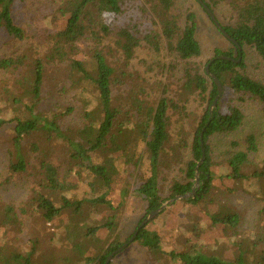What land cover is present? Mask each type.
Returning a JSON list of instances; mask_svg holds the SVG:
<instances>
[{"label":"trees","instance_id":"16d2710c","mask_svg":"<svg viewBox=\"0 0 264 264\" xmlns=\"http://www.w3.org/2000/svg\"><path fill=\"white\" fill-rule=\"evenodd\" d=\"M16 1L0 0V31L15 40H23L26 31L17 23L13 14ZM138 1H144L139 14L129 10L131 6L140 8ZM176 1L66 0L64 26L50 35V47L43 58L0 57L2 70L10 71L27 66L21 80L23 92L17 93L7 85L2 88L3 97L0 98V131L6 124L15 123L12 138L16 153L15 161L11 163L12 170L25 172L28 169L29 156L23 149L22 141L27 136L43 132L49 141H66L71 160L66 174L77 165L89 173L90 193L82 200H71L65 195L63 206H57L43 191L38 192L34 197V204L42 218L53 222L66 209L73 211L74 218L82 217L81 210L85 204L110 211L101 223L71 220L66 225L63 236L68 239L74 264H106L108 256L123 245L118 236V216L126 201V190L122 194L123 200L115 206L109 197L114 175L117 173L115 159L113 157L104 162H95L96 157H102L108 144L112 151H117L121 146L128 149L136 144H143L145 149L141 154L144 153L149 161L150 175L137 191L146 200L147 215L160 208L164 202L159 176L162 167L170 163L167 153L172 142L170 111L183 115H187V112L185 105L168 95L166 86L161 88L157 101L142 98L136 93L127 97L113 95V89L118 88L129 77L128 66L135 57L137 48L141 46L147 45L158 52L165 45L177 59L186 62L188 66L185 68L184 90L189 93L197 91L203 102L207 103L191 144L192 158L186 161L185 180L172 183L170 199L191 193L195 188L193 184L197 177V166L203 156L201 132L204 129L206 158L199 167L201 186L196 189L194 196L183 199L190 203L205 204L217 201L213 194L214 160L209 140L215 134L237 131L243 123L244 113L231 102L219 101L211 115L210 108L218 94L217 85L206 72V68L200 72L197 65H190L193 59H198L203 54L197 38L196 15L194 12L183 13L178 10ZM204 1L213 11L212 3ZM230 6L235 20L223 27L238 44L227 38L233 45L232 50L216 49L213 58L227 55L235 60L216 59L211 63L210 71L219 77L223 86L230 88L233 96L250 95L264 102V80L247 72V53L243 52V49H247L256 53L264 67V0H230ZM114 35L117 37V49L121 52L118 62L109 58L115 52L113 48L106 51L105 47V40ZM85 42L89 43L90 50L82 46ZM239 58L240 62L237 61ZM65 62H69L68 78L74 87L79 88L78 93H90L94 102V108L85 112L87 123L70 134L60 129L56 118L47 117L36 110L41 100L47 64ZM245 143V149L228 159L227 175L236 182L256 178L264 187V169L254 170L250 174L245 172L251 156L259 150L257 139L251 134L247 136ZM31 149L38 150V146L33 145ZM48 154L39 157L44 188L67 191L65 181L60 179L59 168L47 159ZM172 155L175 153L170 154V157ZM133 160L143 162V159ZM3 211L14 223L19 224L22 221L12 205H6ZM210 217L214 225L221 223L233 230L238 228L240 222L239 213L232 211L227 205H222L218 211L210 213ZM1 224L3 220L0 218V234L7 231ZM101 233L113 240L107 245L104 241H98ZM135 241L145 249L151 264H264V250L253 258L248 257L246 251H241L235 258L228 259L205 245L192 243L184 251L168 252L162 247L160 234L149 231L146 225L139 231ZM37 251L34 243L25 253L15 251L0 254V263L34 264ZM46 264H54V260H48Z\"/></svg>","mask_w":264,"mask_h":264},{"label":"rangeland","instance_id":"374dc122","mask_svg":"<svg viewBox=\"0 0 264 264\" xmlns=\"http://www.w3.org/2000/svg\"><path fill=\"white\" fill-rule=\"evenodd\" d=\"M207 1L212 3L214 14L222 25L234 22L230 0ZM65 3L66 0H17L13 6V14L17 23L25 29L26 37L15 40L0 31V57L43 58L50 47V35L64 26ZM142 3L144 1H138L140 8L131 6L129 10L139 14ZM176 7L183 13L194 12L196 15L197 38L203 54L200 58L193 59L190 65H197L199 71L203 72L208 60L214 57L216 49L232 50V43L222 34L198 0H177ZM116 38L114 35L105 40L106 51L109 48L115 51L109 57L114 62L121 59ZM82 46L90 50L89 43L85 42ZM243 52L247 53V72L264 80V67L257 54L247 49H243ZM68 63L47 64L41 100L36 110L47 117L56 118L60 129L70 134L87 123L85 112L94 108V102L90 93H78L79 88L74 87L68 78ZM187 66L186 62L171 54L165 45L158 52L144 45L137 48L136 55L128 66L129 77L122 85L113 89L115 97H127L136 93L142 98L157 101L161 88L166 86L168 95L185 105L187 115L170 111L172 142L167 151L170 163L162 167L159 176L163 204L170 200L172 183L185 180L186 161L192 158L191 144L207 107L197 91L189 93L183 88ZM26 68L27 66H22L10 71L0 69V98L3 97L2 88L7 85L17 93L23 92L21 80ZM219 101L238 106L244 113V120L237 131L215 134L209 140L214 160L213 194L217 201L205 204L178 199L168 204L146 227L149 231L160 234L162 247L168 252L184 251L194 243L205 245L228 259L235 258L241 251H246L247 256L253 258L264 250V187L256 178L236 182L228 177V159L245 149V140L252 134L257 139L259 150L251 156L245 172L250 174L254 170L264 169V102L250 95L233 96L228 86H223V95ZM14 126L15 123H8L0 131V218L3 220L1 226L7 229L0 234V254L15 251L25 253L36 243L38 251L34 264H46L48 260H54V264H74L68 239L63 236L66 225L71 220L101 223L110 211L85 204L81 210L82 217L74 218L73 211L66 209L53 222L42 218L34 204V197L38 192L43 191L57 206H63L65 195L71 200H82L90 193L89 173L77 165L66 174L71 161L66 141H49L43 132L23 139V149L29 156L28 169L25 172L13 171L11 163L15 161L16 153L12 138ZM33 145H37L38 150H32ZM144 149L140 143L132 148L124 149L121 146L117 151H112L108 144L102 157H94L95 162H104L113 157L115 159L117 173L114 175L109 195L115 206L123 200L122 194L126 190V201L118 216V236L123 244L133 236L138 224L147 215L146 200L137 191L150 175L149 161L144 153L141 154ZM173 152L175 155L170 157ZM47 153V159L59 168L60 179L65 181L67 191L44 188L39 157H44ZM133 158L143 159V162H135ZM193 186L196 187V181ZM6 205L13 206L22 220L19 224L6 217L3 211ZM222 205H227L232 211L239 213L240 222L236 230L226 228L221 223H212L210 213L218 211ZM98 238L105 245L113 240L105 233H101ZM110 264L151 263L145 249L133 240L111 259Z\"/></svg>","mask_w":264,"mask_h":264},{"label":"water","instance_id":"95a60500","mask_svg":"<svg viewBox=\"0 0 264 264\" xmlns=\"http://www.w3.org/2000/svg\"><path fill=\"white\" fill-rule=\"evenodd\" d=\"M202 6L205 8V10L208 12V14L210 15V17L212 18L213 22L216 24V26L219 28V30L223 33V35L228 38L231 42H234L235 44H238V42L227 32V30L223 27V25L220 23V21L217 19V17L215 16L214 12L212 11L211 7L204 1V0H198ZM239 48L241 49V46H239ZM228 59V60H235L232 57H229L227 55H219L216 56L215 58H212L211 61L207 64L206 66V72L212 77V79L214 80L215 84L217 85L218 88V94L215 97L211 108H210V112L211 115L213 114V110L216 107L219 99L221 98V96L223 95V84L221 82V80L219 79V77L210 71V65L211 63L216 60V59ZM241 58H239L237 61L240 62ZM201 142H202V147H203V156L202 159L199 161L198 166H197V177H196V187L193 189V191L191 193L188 194H180L177 195L174 198H171L170 200H168V202H166L165 204H163L160 208L152 211L151 213L148 214V216L142 220V222L139 224V226L137 227L135 233L133 234V236L126 242L124 243L120 248L116 249L115 251H113L107 258L106 260V264H110L111 259L118 254L119 252H121L129 243H131L133 240L136 239L139 231L145 226L147 225L150 221H152L157 215H159L161 213V211L170 203L175 202L178 199H182V198H188L190 196H194L196 194V189L200 188L201 186V179H200V170L199 167L202 163V161L205 160L206 158V151L204 148V129L201 132Z\"/></svg>","mask_w":264,"mask_h":264}]
</instances>
